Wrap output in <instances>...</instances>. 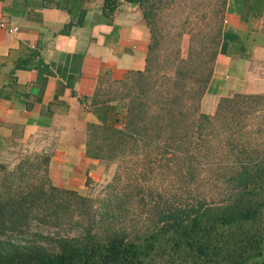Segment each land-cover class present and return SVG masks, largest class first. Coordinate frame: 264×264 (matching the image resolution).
<instances>
[{
  "label": "trees",
  "instance_id": "1",
  "mask_svg": "<svg viewBox=\"0 0 264 264\" xmlns=\"http://www.w3.org/2000/svg\"><path fill=\"white\" fill-rule=\"evenodd\" d=\"M173 1L104 0L106 21L131 10L135 26L146 27L148 43L143 67L128 71L136 78L125 92L99 99L94 90L84 102L95 119L85 124L84 154L106 163L134 157L150 173L164 169L178 184L175 193L157 207L146 200L151 191L135 194L138 208L129 217L118 198L99 209L90 198L53 186L45 170L43 180L20 187L34 164L19 161L2 169L0 215H31L43 226L76 234L51 240L54 254L23 253L0 258V264H264V152L252 145L260 138L264 143V94L221 96L211 115L200 111L219 56L227 0L213 2L211 23L202 20L211 28L197 32L195 46L189 38L184 57L178 45L183 32L158 26ZM244 1L253 21L262 17L264 0ZM79 3L24 5L64 11L69 21L59 34L65 36L84 21ZM235 36L238 43L226 51L232 60H244L254 45L264 44L255 28ZM48 159L43 156L45 164ZM201 186L209 190L199 191Z\"/></svg>",
  "mask_w": 264,
  "mask_h": 264
},
{
  "label": "crops",
  "instance_id": "2",
  "mask_svg": "<svg viewBox=\"0 0 264 264\" xmlns=\"http://www.w3.org/2000/svg\"><path fill=\"white\" fill-rule=\"evenodd\" d=\"M30 1L41 0H0V144L54 132L48 173L55 187L70 188L57 181L58 171L67 176L76 164L84 173L94 164L84 154L85 124L95 121L86 110V99L100 76L117 77L143 67L148 32L144 25L135 26L131 10L114 13L107 22L101 12L104 0H80L85 11L82 25L60 35L68 15L24 5ZM247 7L244 0L226 2L221 62L216 59L200 101L204 114L213 113L221 96L264 93V44L254 45L244 60L226 57L229 46L238 43L236 31L258 24L257 33L264 34V13L253 21ZM9 28L16 32L8 33Z\"/></svg>",
  "mask_w": 264,
  "mask_h": 264
},
{
  "label": "rangeland",
  "instance_id": "3",
  "mask_svg": "<svg viewBox=\"0 0 264 264\" xmlns=\"http://www.w3.org/2000/svg\"><path fill=\"white\" fill-rule=\"evenodd\" d=\"M214 1L175 0L169 5V8L162 10L161 23L158 26L165 28L170 33L183 32L178 40L182 57H184L189 44V38H191V45L195 46L199 38V33L197 32L201 29H206L204 31H207L211 28H203L202 20L208 19L207 23H211ZM258 26L260 25L257 24L254 28L257 30ZM218 53L220 55V50ZM159 54L161 53L159 52ZM217 59L219 64L221 62L220 56ZM135 78L136 76L130 75L128 71L117 77L110 74L102 75L97 79L95 96L99 99H106L112 97L114 93H123L130 85L131 80ZM250 126H254V123ZM53 133H37L25 141L17 140L14 143L0 144V166H2V168L0 167V180L4 176L2 169L10 171L19 161H28L34 166L20 184V187H30L38 179L43 180V170H45L47 178L53 185L54 182L51 180L54 177H50L48 163L45 164L43 161V156H48L52 149ZM252 145L258 152H264V143L261 138L260 140H255ZM72 165L69 166L74 169L69 171L67 176L64 171H58L57 181L63 180L65 185L71 186L70 188H60L71 190L81 196L90 198L99 209L103 208L105 201H111L116 197L118 198L116 205L120 204L122 208L128 209L129 217H132L136 208H138L135 194H139L142 191H151V193L146 195V200L148 201L149 198H152L153 202H155L152 206L156 205L157 207L162 204L164 199H167L166 195L175 193L178 188L174 177L162 174L164 169H154L150 173V167L145 166L140 161H136L134 157L126 156L112 163L94 161V164L88 168L90 175H87L88 169L83 173V171L77 170L76 164ZM201 189L204 191L209 190L203 186L199 188V191ZM156 194L161 196L157 197ZM75 234L74 231L64 227L57 229L52 226H43L31 215H0V258L15 257L23 253L54 254L56 248L51 240L60 237H74Z\"/></svg>",
  "mask_w": 264,
  "mask_h": 264
},
{
  "label": "built area",
  "instance_id": "4",
  "mask_svg": "<svg viewBox=\"0 0 264 264\" xmlns=\"http://www.w3.org/2000/svg\"><path fill=\"white\" fill-rule=\"evenodd\" d=\"M7 31L8 33H13V32H16V28H9Z\"/></svg>",
  "mask_w": 264,
  "mask_h": 264
}]
</instances>
